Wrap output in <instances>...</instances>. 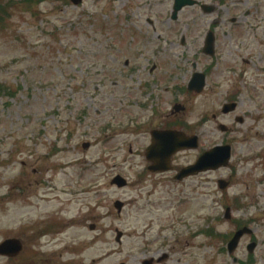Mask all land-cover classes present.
<instances>
[{
    "label": "rangeland",
    "instance_id": "374dc122",
    "mask_svg": "<svg viewBox=\"0 0 264 264\" xmlns=\"http://www.w3.org/2000/svg\"><path fill=\"white\" fill-rule=\"evenodd\" d=\"M261 2L258 13L248 19L257 22V34L248 38H264ZM137 5L145 10L134 29L125 14L133 15ZM3 6L7 13L0 24V241L16 237L27 246L11 261L0 256V264H141L161 242L157 224L161 229L167 223L175 227L164 235L171 237L175 228L184 232L187 264L193 258L198 264H227L233 255L239 261L235 264H264V155L248 159L264 152L262 137L248 139L251 144L244 146L237 139L233 147L242 159L232 158L228 167L176 181L173 173L147 170L140 151L142 136L132 130L116 133L122 128L110 118L118 115V107L113 113L104 110L109 105L93 94L102 76L121 81L119 70L126 58L135 62L128 44L119 38H155L153 31L173 37L167 24L159 26L161 20L169 21L171 1L83 0L74 6L69 0H0ZM206 18L196 7H188L178 14L176 25L188 23L185 38H199L191 29L196 23L201 29ZM124 91L123 84L112 90L118 96ZM208 99L209 94L189 95L182 102L188 108L190 133L205 135L197 149L177 155L179 166L193 162L215 142L235 139L229 134L213 138L220 134L217 130L213 136L200 133L202 115L216 110ZM218 121L229 123L228 118ZM209 126L213 124L202 129ZM83 142L90 147L83 149ZM116 174L127 186L110 184ZM219 178L229 181L223 191L217 186ZM115 200L124 204L120 215L113 207ZM227 206L230 220L223 218ZM46 217L55 225L49 224V234L39 233L37 221ZM234 219L249 225L253 233L242 237L228 255L227 241L204 231L230 236ZM116 229L122 232L120 243L115 241ZM252 240L256 247L249 256L246 244Z\"/></svg>",
    "mask_w": 264,
    "mask_h": 264
},
{
    "label": "flooded vegetation",
    "instance_id": "af4514ba",
    "mask_svg": "<svg viewBox=\"0 0 264 264\" xmlns=\"http://www.w3.org/2000/svg\"><path fill=\"white\" fill-rule=\"evenodd\" d=\"M196 1L197 4L190 7H196L199 14L209 17L205 20L206 24L201 25V29H198L197 23L196 29H191L192 32L198 33L199 38H185L189 29L188 23L179 27L176 25L177 21L161 20L159 26L165 28L164 24H167L165 29L173 37L165 34L162 37L161 33L156 35L153 31L155 38H119L118 42L122 40L128 44L136 63H131L129 58H126L123 69L119 70L121 81L114 80L113 75L108 78L102 76L100 82L94 83V96L102 104L109 105L105 106L104 110L111 112L115 106L118 107V115L110 119L118 122L119 127L123 129L120 134L132 130L134 134L142 136L145 142L142 140L141 147L147 146L150 134L155 130L177 129L188 134L186 106L177 112L173 111L172 106L186 97L184 90L187 91L188 82L194 72L198 74V81L204 82L198 96L209 94L208 100L216 107L210 115H202L199 123L200 133L213 136L218 130L235 138L231 140L232 144L241 139V146L251 144L248 139L264 138V38H248L252 33L257 34V22H248V19L258 13L262 2ZM149 5L142 1L143 7ZM144 10L137 5L133 15L131 14L132 19H129V14H125L128 15L127 21H132L134 29H138L135 23L139 21L140 12ZM135 13L137 20L134 19ZM178 29L181 30L179 34ZM177 36L180 38H175ZM117 44L113 45L116 49ZM174 48H177L178 52H172ZM174 56L178 60H174ZM118 84H123L125 88L121 96L112 92ZM107 86L111 87L108 93ZM98 90L101 93H98ZM109 97L113 101H110ZM225 110L228 112H224ZM227 118L228 124L218 122V119ZM207 124L213 126L203 130L202 127ZM220 126H224V132ZM231 158L237 161L242 159V156L231 149ZM49 224L46 219L39 222V233L49 234ZM25 246L26 241L22 242V249ZM154 246L149 260L141 264H187V259L184 258L186 253L180 243L161 241ZM32 247L37 250L34 244Z\"/></svg>",
    "mask_w": 264,
    "mask_h": 264
},
{
    "label": "water",
    "instance_id": "95a60500",
    "mask_svg": "<svg viewBox=\"0 0 264 264\" xmlns=\"http://www.w3.org/2000/svg\"><path fill=\"white\" fill-rule=\"evenodd\" d=\"M174 13L173 17H175V13L181 8V6L185 4H193L192 0H175ZM73 4H79L81 0H71ZM196 76V75H195ZM195 76L191 82V88L194 91H199L201 86H195ZM152 144L147 148L146 151V159L153 164L149 166V170L151 171H163L168 169V161L170 156L176 152L177 150L183 148H194L197 146L196 137H185L180 133L175 131H163V132H154L152 134ZM87 147V144H84V148ZM222 149H226L225 155ZM216 152V155L215 152ZM229 157V149L225 147L212 149L210 152L202 155L195 165L191 166V168L184 170L179 178L189 175L190 173H195L201 169H205L207 167H215L216 165H223L226 163L227 158ZM191 169V170H190ZM112 184H115L117 187L125 186L126 182L120 176H116L111 181ZM117 211L119 212L121 209V203H114ZM243 232V231H242ZM241 235V232H238L233 239L229 242V250H233L237 244L238 238ZM120 236L118 233L117 238ZM19 243L15 240H7L0 246V254L13 255L19 250Z\"/></svg>",
    "mask_w": 264,
    "mask_h": 264
},
{
    "label": "trees",
    "instance_id": "16d2710c",
    "mask_svg": "<svg viewBox=\"0 0 264 264\" xmlns=\"http://www.w3.org/2000/svg\"><path fill=\"white\" fill-rule=\"evenodd\" d=\"M5 11H7L6 10V8H5V6H3V7H0V16L2 17V12H5Z\"/></svg>",
    "mask_w": 264,
    "mask_h": 264
},
{
    "label": "bare ground",
    "instance_id": "6f19581e",
    "mask_svg": "<svg viewBox=\"0 0 264 264\" xmlns=\"http://www.w3.org/2000/svg\"><path fill=\"white\" fill-rule=\"evenodd\" d=\"M123 264V263H122Z\"/></svg>",
    "mask_w": 264,
    "mask_h": 264
}]
</instances>
